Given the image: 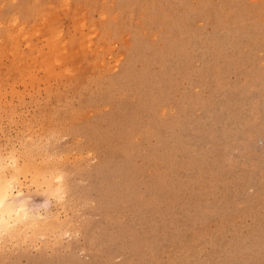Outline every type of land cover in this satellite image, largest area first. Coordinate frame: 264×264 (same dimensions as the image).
I'll list each match as a JSON object with an SVG mask.
<instances>
[{
  "label": "rangeland",
  "instance_id": "374dc122",
  "mask_svg": "<svg viewBox=\"0 0 264 264\" xmlns=\"http://www.w3.org/2000/svg\"><path fill=\"white\" fill-rule=\"evenodd\" d=\"M0 42V264H264V0H0Z\"/></svg>",
  "mask_w": 264,
  "mask_h": 264
},
{
  "label": "bare ground",
  "instance_id": "6f19581e",
  "mask_svg": "<svg viewBox=\"0 0 264 264\" xmlns=\"http://www.w3.org/2000/svg\"><path fill=\"white\" fill-rule=\"evenodd\" d=\"M12 25V24H11ZM20 26V25H19ZM24 26V25H23ZM18 27V26H17ZM54 27V26H53ZM52 27V28H53ZM57 27V26H55ZM54 29V28H53ZM13 37V36H12ZM1 43V42H0ZM5 48V47H4ZM72 50V49H71ZM59 52V51H58ZM73 52V51H72ZM77 52V51H76ZM79 52V51H78ZM87 52V50H86ZM91 52V51H90ZM75 53V52H74ZM84 53V52H83ZM71 54V53H70ZM69 54V55H70ZM81 54V53H80ZM79 54V55H80ZM56 55V54H54ZM62 55V54H60ZM68 55V56H69ZM77 55V54H75ZM58 56V55H57ZM81 56V55H80ZM72 57H73V54H72ZM83 57V56H82ZM81 57V58H82ZM55 58V57H54ZM69 58V57H68ZM74 58V57H73ZM92 58V57H91ZM62 59V58H61ZM75 59V58H74ZM80 59V58H78ZM83 59V58H82ZM68 60V59H67ZM60 61V59H59ZM63 61V60H62ZM72 61V59H71ZM70 62V61H69ZM77 62V61H76ZM78 63V62H77ZM61 64V62L59 63ZM63 65V64H62ZM54 73V72H53ZM86 82V81H85ZM75 92V91H74ZM41 150V149H40ZM1 154V153H0ZM11 156V155H10ZM27 156V154H26ZM17 158V157H15ZM2 159V158H1ZM14 159V158H12ZM18 159V158H17ZM16 159V160H17ZM30 160V159H29ZM1 161V160H0ZM13 162V161H12ZM4 163V162H3ZM18 163V162H17ZM17 163H16V168L18 167L17 166ZM30 163V162H29ZM28 163V164H29ZM36 163V162H35ZM12 164V163H11ZM23 164V163H22ZM21 164V165H22ZM5 165V164H4ZM13 165V164H12ZM24 167H18L20 169V172L19 173H25V164L23 165ZM32 166V165H31ZM34 167V166H33ZM7 168V165L3 166L0 162V233H3V232H10V231H16V230H19L20 226L22 225H25L26 223H30L32 221H36V213H31L28 208H27V205H26V202H25V199L23 200L22 198L19 199V197L21 196V190H16L17 187L20 188L19 185L20 182H19V178L17 176V173L15 174H12L10 176V174H8V176L5 175L4 173V169ZM23 168V169H22ZM30 168V167H29ZM15 169V168H14ZM18 169V170H19ZM26 169H28V166L26 167ZM7 170V169H6ZM23 170V171H21ZM32 170H34L32 168ZM12 171L14 172V170L12 169ZM17 171V169H16ZM38 170H34V173L36 174ZM40 174V176H43L40 172L36 174V176ZM44 174V173H43ZM54 174V173H53ZM60 175V174H59ZM45 176V175H44ZM39 177V176H38ZM62 177V175H61ZM52 178V176H51ZM57 178V177H56ZM34 179V178H33ZM46 179V178H45ZM54 179V178H52ZM50 180V179H49ZM49 180H46V181H49ZM62 180V179H61ZM51 181V180H50ZM49 181V182H50ZM59 181V180H58ZM57 181V182H58ZM62 182V181H61ZM48 183V182H46ZM51 183V182H50ZM49 183V186H50V189L48 187V184L46 185L47 188H48V191L50 190L51 193L53 192L54 195L58 194L57 193V190L55 189V186H53L51 188V184ZM53 183V182H52ZM57 184V183H56ZM55 182H54V185H56ZM58 186V184H57ZM60 186V185H59ZM62 187V186H61ZM52 189V190H51ZM49 191V192H50ZM56 191V193L54 192ZM26 227H28V225H26ZM19 236V235H18ZM19 239V237H18Z\"/></svg>",
  "mask_w": 264,
  "mask_h": 264
}]
</instances>
